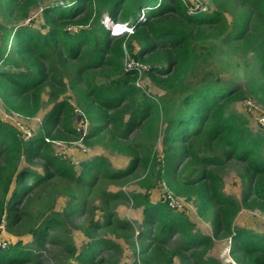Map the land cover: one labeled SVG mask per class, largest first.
<instances>
[{
  "label": "trees",
  "instance_id": "16d2710c",
  "mask_svg": "<svg viewBox=\"0 0 264 264\" xmlns=\"http://www.w3.org/2000/svg\"><path fill=\"white\" fill-rule=\"evenodd\" d=\"M211 1L215 11L189 14L181 0H64L44 7L40 15L42 26L33 28L36 21L30 19V11L35 0H0V16L13 15L22 25L15 29L0 27V98L4 110L33 117L42 107L45 87L50 86L38 63L50 64L51 55L64 63L75 62V76L69 85L80 118L88 125L86 141L93 137L103 139L105 142H95H103L113 152L130 159L127 170L114 171L103 158H94L83 162L81 173L75 176L65 162L51 157L44 143L50 134L48 128L26 140L14 125L0 120V225L3 220L9 225H30L31 219L18 208L47 178L27 167L20 169L22 161L43 158L45 169L52 170L51 176L67 179L71 189L65 193L70 201L77 202L63 214L53 213L49 221L26 229L33 237V247L10 245L0 253V264L36 262L33 248L45 239L48 229L56 231L62 227L63 220L73 216L80 205L85 212L87 207L79 200L78 189L89 188L98 177H125L140 165L147 168L151 177L158 164L162 166V184L169 188L164 193L191 203L202 218L210 212L212 235L193 233L192 224L183 214L160 200L151 202L148 193L134 196L131 200L142 209L144 230L137 238L138 257L132 264H174L175 256L184 261L185 254L189 264H218L206 253L213 241L222 236L231 237V256L236 264H264V234L233 228L243 209L264 213V132L252 133L247 120L231 111L232 105L246 95L264 107V81L254 76L257 73L264 78V0ZM228 4L237 11L229 23L225 16ZM103 16L129 24L132 32L110 35V29L101 24ZM204 39L234 47L235 56L241 59L254 57V70L250 69L242 89L213 71L200 73L215 49L206 48ZM127 58L144 62L147 74L168 76L158 84L163 97L156 99L135 86L131 75L136 68L127 74L124 71ZM72 111L67 101L59 102L47 123L62 125L75 134L68 127L73 121ZM159 129L160 160L149 146ZM134 134L145 142L133 141ZM230 162L243 166L240 201L223 192L219 171ZM28 182L30 185L26 186ZM139 185L146 192L154 188L147 179ZM10 190L13 196L9 197ZM108 220L106 215L103 223ZM173 237L181 252L168 251ZM117 249L112 241H90L76 261L102 264L106 260L101 252ZM95 256L98 259L94 262Z\"/></svg>",
  "mask_w": 264,
  "mask_h": 264
},
{
  "label": "rangeland",
  "instance_id": "374dc122",
  "mask_svg": "<svg viewBox=\"0 0 264 264\" xmlns=\"http://www.w3.org/2000/svg\"><path fill=\"white\" fill-rule=\"evenodd\" d=\"M36 4L30 11V19L34 18L36 21L34 27H41L40 20L41 11L46 6L57 5L64 0H35ZM186 1V0H185ZM206 12L210 13L216 10L215 5L211 0H198ZM225 16L227 22H231L237 11L230 4L226 6ZM8 17V16H7ZM142 18V15H141ZM26 21V23H28ZM26 23H23L26 24ZM101 24L110 29V35H113L114 26H120V22L111 21L108 17L103 16ZM7 29H15L22 26L15 16L10 15L8 18L0 16V27ZM127 26V25H126ZM72 28H75L72 26ZM128 24L127 30L132 32ZM1 33V31H0ZM118 36L122 32H117ZM130 34V33H129ZM206 40L204 46L206 48L214 47L212 56L208 59V63L203 65L200 73L213 71L222 80L229 81L238 85V88L248 81L250 77V69L254 70V57L249 55L246 58L236 57L234 47H226L219 42ZM51 63H41L38 65L47 77L50 86H46L41 95L42 107L33 116L24 118L14 113H8L4 110L3 102L0 98V120L9 122L14 125L17 130L25 136L26 140L34 137L41 129L50 130L49 137L44 138V143L47 144L52 158L60 159L71 168V171L78 176L82 170V163L92 161L94 158H103L110 170L125 171L129 167L130 159L121 156L111 149L107 148L103 142L105 140L93 137L91 140L85 139L88 133V125L80 118V109L76 105V99L72 94V88L69 81L75 76L77 63L62 62L57 57L51 55ZM127 58L124 64L130 61ZM142 68L139 71L132 70V78L135 79V86L147 95L153 96L156 99L163 97L164 91L158 86L162 84V80L168 79L165 75H156L153 72L147 74L148 67L144 62H141ZM129 73L125 72V74ZM254 76L259 77L264 81L260 74L255 73ZM54 79V81H52ZM199 80V79H196ZM195 81V80H194ZM64 92L61 94L60 92ZM244 100L232 105L231 111L235 115L245 118L248 122L249 130L254 133H263L264 126L259 123V119L264 116V107L257 104L250 95L244 96ZM62 101H67L73 108V121L68 126L75 131L71 134L62 125H49L47 120L52 118V109L54 106ZM249 102L252 106L247 105ZM104 126H107L104 124ZM46 127V128H45ZM103 126L100 128V130ZM44 131L43 133H45ZM133 141L137 143L145 142L144 139L134 134ZM131 136V137H132ZM54 137H59L55 139ZM162 129L158 130L155 139H152L149 146L158 160L162 155ZM101 140L103 142H95ZM86 142L93 143L88 146ZM43 153V152H41ZM27 167L31 172L38 175L46 176L47 178L43 186L36 187L31 196L23 202V206L19 207V211H23L26 217L31 219L30 225L26 226L9 225L4 220L0 225V253L8 249L10 245L21 243L27 247H33V237L25 230L30 227L40 226L49 221L52 214H63L71 205H76L77 202L70 201L66 190L71 189L70 184L64 176H51L52 170L45 169V161L43 158H33L29 163L24 161L19 164V168ZM138 166L136 169L122 178H101L98 177L90 182V187L85 189H78V198L83 200L86 205L85 212L79 206L75 210V214L63 220L62 227L56 231H47L46 237L42 240L37 248H33L37 261L29 264H78L76 257L83 250V248L90 241H98L101 239L112 241L118 246L117 250H105L101 252V257L106 260L102 264H132L137 261L138 240L137 238L142 234L144 228L142 227L143 214L141 208H136L132 202L134 196H142L148 193L151 202H159L161 194L168 191L167 184H162L164 180L161 178L162 166L158 164L153 176L148 175L147 168ZM242 165L236 162L225 164L219 171L222 181L223 192L237 201L241 200L243 183L240 178ZM149 180L153 183V190L146 192L140 187L139 183L144 180ZM30 182L26 184L29 186ZM167 186V187H166ZM12 191L10 190L9 197ZM183 200V199H182ZM181 210L176 213L183 214L187 220L192 224V232L198 235L211 236V213H207L205 217H200L196 208L186 201H182ZM108 215L109 220L104 222V217ZM93 221L94 224H90ZM113 221V222H111ZM115 222L122 223L124 226H118ZM97 225V226H96ZM55 226V225H53ZM129 227V228H127ZM234 231L247 230L256 234H264V213L258 210L243 209L239 212L233 222ZM91 237V238H90ZM231 237H220L215 239L212 246L207 250L206 256L212 257L218 264H236L233 256H231L232 248ZM180 244L177 239L173 237L170 240L168 251L181 252ZM94 251V254H97ZM99 255V256H100ZM141 257H144L141 254ZM141 257L139 261H141ZM186 260L181 261L178 256L173 259L174 264H189V257L184 255ZM98 256L94 257V262ZM2 264V263H1Z\"/></svg>",
  "mask_w": 264,
  "mask_h": 264
},
{
  "label": "built area",
  "instance_id": "2783aa9c",
  "mask_svg": "<svg viewBox=\"0 0 264 264\" xmlns=\"http://www.w3.org/2000/svg\"><path fill=\"white\" fill-rule=\"evenodd\" d=\"M181 1H183L187 5V10H188L189 14L195 13V11L206 12V9L201 4L199 5L198 0H186V1L181 0ZM126 25H128V24H125L122 26L121 32H127L129 34L131 32H129L127 30L128 26H126ZM131 30H132V28H131ZM132 68H134V69L136 68V70H139V68H142V65H141V63H138L134 60H130L124 64V71L125 72H128ZM247 103H248L247 105L252 106V104H250L249 102H247ZM259 123L262 126H264V116L259 119ZM159 200L161 201V203L166 204L168 207H170L174 211H180L182 209L181 204H182L183 200L178 198V197L173 196L171 193L161 194V197ZM138 264H140V263H138Z\"/></svg>",
  "mask_w": 264,
  "mask_h": 264
},
{
  "label": "clouds",
  "instance_id": "9594fccd",
  "mask_svg": "<svg viewBox=\"0 0 264 264\" xmlns=\"http://www.w3.org/2000/svg\"><path fill=\"white\" fill-rule=\"evenodd\" d=\"M125 24H126V23H124V24L121 23L119 27L115 25L114 28H113V31H112V32H115V31H117V32L120 31V32H121V28H122V26L125 25ZM127 26H128V25H127ZM117 32H115L113 35H118ZM122 33H125V32H122Z\"/></svg>",
  "mask_w": 264,
  "mask_h": 264
}]
</instances>
